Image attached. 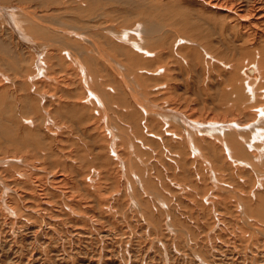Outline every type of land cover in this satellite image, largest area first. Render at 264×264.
<instances>
[{"label":"rangeland","instance_id":"374dc122","mask_svg":"<svg viewBox=\"0 0 264 264\" xmlns=\"http://www.w3.org/2000/svg\"><path fill=\"white\" fill-rule=\"evenodd\" d=\"M42 1L30 0L24 4H21L15 0H9L7 1L9 2L8 4L5 3L4 5L0 3L2 6H6L10 8L14 7L16 9H20L23 12L27 11L25 15L28 14L30 16L29 18H31L32 21L35 22V23L33 22L32 28L37 29L39 32L43 34L42 35L38 33L35 34L34 36L32 34L29 35L28 32L25 30V27H23L25 36H28V38L33 43V45H35V47L37 46L36 48L41 51V54L39 56L40 58L37 57V59L39 60L35 62V68L34 67L32 68L33 66L32 60L34 58L33 52H30L29 49H26L25 53H22L24 54L23 56L20 54L22 60L19 59V61L14 55H11L12 54L11 50H10L11 52H9L8 50L4 49L6 52L5 51L2 52L3 49H0V68L5 69L6 68L5 65L9 69L15 68L9 70L10 71L9 73L12 75H16L17 76L16 78H18V80H12L11 82L12 89L9 92V94L6 95L5 101H0V119H1L0 123H5V125L2 126L11 127V129H13L15 133L17 132L20 135L24 134L25 127L27 128L29 127L28 128L29 132L35 136L36 135L39 136L42 141V144L45 143L50 144L51 151L50 150L49 151L51 152V154L49 158V164L52 163L51 165L54 166V168L56 169L54 170V168H52L51 165L49 164H47L48 166L45 164L47 168L46 169L44 168V170L43 168H41L42 166H40V169L39 168L36 169L37 177L38 178L42 176L44 177L45 173L52 174V172L53 173L58 172V174L64 175L65 179L67 178V182L66 181L64 182L62 188L64 189L67 187L68 190L70 187L69 189L70 193L66 196V198H68L67 200H65V198L62 197H57L58 196L57 194L59 192L58 190H56L55 184L52 182V180L49 181L47 180V184H45L46 188H49L50 190L48 194H46V192L44 193V191L41 192L40 189H42L43 187H39V183L37 182L38 179L37 177H35L36 179L35 178L32 179L33 181H31V179L28 181H30L29 183L32 182L31 184L35 183L38 186L34 184L35 186L33 185L34 187L32 191L30 189L27 190V188H29L30 186L29 183H26L28 182L26 180L28 179L26 178L27 176L26 173L29 172L30 170V168H28V164L23 160H21V164H20V159L16 160L14 159L13 156L11 157L7 155V158H5L4 157L5 155H3L5 153L4 149L0 148V264H209V263L210 264H264V244H260L261 247L259 246L258 250H255V248H253L257 246H253L249 244L247 245L246 248L247 251L245 250L246 247L245 244H241L242 245L241 248H239L240 244H210L211 238L208 236V234L210 232L215 231V229H217L216 230L217 233L221 232V230L218 231V229L220 228L218 226L219 223L217 224L216 222L215 224L216 226H215L214 220L218 221L217 220L218 215L216 216V214H220L218 213V211L222 212L223 210V208L221 209L223 205L222 203L225 202L224 201L219 202L217 200L212 202L209 198L212 197V194L217 195L216 191L218 187H223L224 183L215 182V177H213L214 174L212 173L213 171L211 170L212 163L214 162L213 159H211L212 157L210 158V156H208L209 157L208 158L207 155H205L204 156L205 158H203L202 156L204 154L195 155L194 154L195 145H192L191 152H194L193 154L196 156L195 157L196 162L199 165L202 163L206 164V165L203 164L202 166L204 168L207 167L206 168L207 173L204 172L205 170H202L204 168H201V165L199 166L198 164H196L194 156L190 152L189 153L191 155L187 152V149H189V147H187V149H184L183 147L184 144H180L177 141H173L172 143L173 145L171 144L170 146H168L167 141L164 142L163 140L159 139L158 134L154 135V133L149 134L146 137H144L143 134L140 135V137H138V139L141 140L148 139V141H150L148 144H145L148 147L142 146L140 148V155L139 154L137 155L138 157L137 161L138 160L140 161L139 157L141 156L144 157L146 161L148 157L151 158L150 161L148 159V163L152 165L151 167H149L150 169H148L145 165L147 164V162L143 164L141 163V161L140 162L136 161L137 164L139 165L136 166L135 164H133L134 162L133 157H135L134 155L135 151L134 149H131L133 148V146L131 145L132 142L126 136H123V132L120 133L118 138H114L116 142L109 143V147H110L109 149H107L106 147V150H103L104 148L103 146L107 143H104L103 145L101 139H98V137L101 138V136H98L99 131L87 132L85 133L86 136L88 135L87 137L85 135L82 136L80 134L81 133L80 130H84L85 128L87 129L90 126L88 122L91 119L90 116L91 114L87 110H86V115L84 116L86 117L85 120L79 119L77 115H73L72 113L63 111L64 114L60 119H62L64 123H66V125L57 126V128L60 127L64 129L68 125L72 131L78 129L80 137L82 136L81 139L79 138L78 135L76 136L75 134H73L72 131H70L71 133L69 131H66V133H64L63 136L64 138L66 137L67 134L72 135L70 137L67 135L66 137V138L69 137L68 138L69 142L66 138L65 139L61 138L63 140L62 142L58 144H54L52 142V139L51 141L47 140L45 136H41L40 134L41 125L39 124L42 123L41 117L43 114H45V109H44L45 107L43 106L44 104H42L43 101L42 99L43 98L47 99L48 94H45L47 92H45L44 90H42L40 94H37L36 93L37 88H35L33 84L35 81H42V80L44 82L45 80H47L48 81V82L46 81L47 83L51 82L50 84H55V82L58 80L59 77H60L59 81L65 80L66 83L69 82L72 83L73 85H77L78 80L83 78L82 81H84V83H86L87 86L93 90V92H96L95 89L98 87V85L94 86L92 82L95 81L94 79L98 78L97 84L99 83V85H102V87L105 88L107 91L109 90L111 95L113 94L112 96L115 98L112 107H113V111L114 108L118 109V111L117 112L115 111L116 113L115 112L114 113L122 122V123L119 122L120 126H123L124 125L123 123L126 122V120L122 117L124 116L123 113L127 112V114L125 115H129L131 123L133 121V123L130 125L131 127L137 128L139 126L138 123L140 119H142L141 120L142 123H144L143 121H145V124H147V121L150 122L151 119L152 124L155 125L156 128H160L161 126L160 119H158L157 117L155 118L153 113H151L150 108L158 106V107H165L166 109H168L167 108L168 104L171 103L176 105V102H178L176 105L178 107L177 108L178 112L186 116V118L189 117L187 115H189L190 112H192V110L195 109L197 113V119L203 121L202 118L203 114H205L206 116L207 112H215L216 106H218L220 103H225L229 98H231L233 94H234L233 96H235V93H232L230 91L235 90L237 94H240V91L236 86H234L233 88V86H229L225 82V84L227 85L225 90L224 89L225 86H223L221 82L220 78H222L223 81L226 75H228L229 69L227 68L229 67H225V66L223 67L220 64L215 65V63L209 65L211 63H208L207 61L208 59L211 60L212 57L208 55L206 51L207 52L210 51L212 52V54L216 55V53L221 54L222 50H224L223 48L224 44L218 41V39L220 38L217 37V35H215L214 33H212V32L216 33L214 28L216 27L218 28V26H220L221 20H223L222 16L220 15L218 16L217 13L213 15L207 14V12L204 14L201 13L202 14L201 16V14H199L200 12L198 13L197 10L198 8L196 6L195 8L194 6L193 7L189 6L185 10H187V12L191 14L186 13L187 15L183 14V16L180 14L179 17V14L176 15L171 12H170L171 14H169L168 13L169 11H166L163 12V14H161L162 16L165 17L162 18L159 16L154 17L153 18L154 22H152L149 26L147 25V27H145L144 29L141 25L137 27L135 25L133 26L132 21L134 18L132 19L128 18L130 20V23H132V25H128V27L127 25L123 26L125 27V29H127L126 31L128 35L133 34L136 39H140V38L142 39L143 37H145L146 41L150 43L148 49H151L154 54L157 53L158 56H159L158 52L161 49V44L164 45L165 41H168L170 43L169 45L170 47H168L170 48L169 51L170 52L173 51L175 52V54L173 52L170 53L171 57H167V59L168 58L170 59L166 60L164 58L166 60L165 61L163 58H160V56L157 57L155 55L154 56L152 55L145 57L147 55V52L145 53L143 51L144 52L143 53L142 50L140 49L141 52L138 53L140 58L135 62L136 64H134V62L132 64L131 63L132 60L135 59L131 60L130 58L132 57L138 58L133 55L134 51H132V49L127 45L120 44V46H118L117 44L109 41L108 39H106L108 38L109 35L107 36L105 32L98 29L96 31L100 32V35H98L97 38L88 36L83 40L78 39L79 40L78 43L84 44L86 48L91 49V41H92L91 39H94L95 43L100 44L101 46L100 45L99 46L104 48L105 57L107 56V58L109 59L110 58L113 59L112 57L116 58L112 60L114 64L107 63L106 61H104L103 56L97 53H93L92 55L91 53L90 54L86 53L85 50L84 52H82V49L81 48L78 49V47H76V44L74 43L73 45H70L68 47L67 49L68 52L73 48L76 51L74 52V55L75 53L76 55L78 53L80 59L93 58V63L89 65L90 67L84 64L81 67H78L75 64V58L77 56L75 55L76 57H74L73 54L72 55L70 54L72 56L70 57L66 53V32H65L66 10L61 11L62 14L59 11L58 13H55L57 18H59V16L61 17V19L64 18L62 20L58 19L57 23L47 24L42 21L39 22V19H37L35 14L38 13L41 16V12L47 9L48 7L52 6L55 9H57L58 7L55 4V2H53V0H51L50 2L48 1L45 4ZM242 1L245 4H248L250 2V0L248 1L242 0ZM0 2L2 1L0 0ZM193 8L195 10H193ZM197 13L200 15L198 16L199 18L197 17ZM119 17H123V15H120ZM185 17L188 18V20ZM157 18H159V20ZM218 19H220L219 20L220 22L218 21ZM126 22L129 23V21ZM73 24L78 26H86L84 23H79L78 21H73ZM116 24L118 29L121 28L120 27L122 24L121 22H117ZM51 27L53 28L52 30ZM165 29L167 30L169 29V30L167 31ZM48 32L50 35L47 34ZM165 33L167 34V36ZM215 37H217V39H215ZM6 38L8 37L6 36L4 31H0V42L9 45V39ZM214 40L217 41L216 42L217 44H214L215 43ZM152 42H154V44L151 45ZM54 44L57 46H52ZM156 44L157 46L154 48ZM172 44L175 45L173 46ZM165 46L167 47L168 45L165 44ZM178 46L180 47L182 46L183 50L181 49V51H179L180 47L178 48ZM54 47L56 49V52H54V54H57L58 52L57 54L58 58L55 60L52 59V54L50 53L52 52V50L55 51ZM124 48H126L127 50ZM157 49L159 51H157ZM128 51L129 53H125ZM81 52L84 54V56H82L83 54ZM127 57L129 60H131V62H128ZM125 58L127 59L126 61L130 64L128 65L130 67L124 65V63L126 62ZM159 59L162 62L164 61V63L159 62L158 61ZM235 59H236L235 62H233L234 61L233 56L230 55L228 57V60L230 62L227 63H237V61L239 62L241 60L240 57H236ZM169 61L171 62V64H169L170 63ZM193 61L195 64L193 63ZM160 63L161 66L166 67V64H168L167 66L171 65V67H173L171 73L169 72L170 75L168 77L164 76L165 74H163L162 71L156 70L157 67H160ZM67 65L72 66L71 67L72 69L71 68L69 69V66ZM194 65H196V67H193ZM214 65L219 68H215ZM205 70H207L208 72ZM34 71L35 73H32ZM38 71L39 73H37ZM29 72H31L32 75ZM210 73H212V75H209ZM136 74L139 76V78ZM207 75H209L210 77ZM27 77L31 78V79L29 78L30 82L25 81V79L28 80ZM43 77L44 79H42ZM84 77H86L87 79H84ZM202 77L204 81L202 80ZM218 78L220 81L216 80ZM22 79L24 82L22 81ZM206 79L210 81L208 84H206L208 82ZM212 79L213 80L215 79V81H213ZM174 80L176 81L173 82ZM61 81L60 83H58L59 85L57 83L56 85L66 86L64 85L66 83ZM86 81L90 82L91 84L87 83ZM168 83L171 86L173 85V87L175 86V89L173 92L170 93L171 95L164 96L163 93L167 91L166 89H164V87ZM121 85L123 87H121ZM29 86L33 89L32 90L31 88L29 89L28 88ZM75 87L73 86V88ZM27 88L28 90H30L29 92H27ZM111 88H113L115 91L117 88V91L114 92ZM122 89L126 90L125 91L126 96L128 95L129 100L133 104L134 108L131 114H128V111H125L127 109L126 106L129 105L128 104L129 102L128 99H125V95L123 94L124 91L122 92ZM220 91L224 93L223 96L224 99L223 98L218 99V96H216L217 94L220 93ZM78 93L75 94L82 97L83 95H85L84 91L82 90H79ZM241 93L242 95H244V92ZM52 97L54 98V96ZM52 97H48V98L51 99ZM28 98L30 101L29 100L27 101ZM24 99H26L28 104L34 103L33 105L36 107L35 110L32 111L28 110V113H25V111L23 112L21 108H22V104L24 103ZM174 100L175 102H173ZM24 110H26V108H24ZM119 110L120 111L123 110L124 112L121 113ZM36 111L40 112L41 117L37 113H36L37 116L34 114ZM92 111H94V109ZM151 114L153 115V117L151 116ZM93 117H95V114L93 115ZM29 121H32V123L33 122L38 123V125L34 126ZM50 121L52 120L50 119ZM118 121L119 120H117V123ZM27 123H29V125H27ZM178 126L180 128H178ZM5 127L3 129H5ZM164 127L166 128L165 124ZM182 127L183 126L179 124L177 126L175 125L176 128L175 131H177L178 129V131L180 130L179 132H181V130L186 132L185 129ZM0 131L4 132L5 130H0ZM131 131L133 130L131 129ZM1 132H0V146L2 141H4V143L7 141L6 137H4V135H2ZM133 134H135V131H133ZM51 136L52 135H50V137ZM89 136L90 138H92L90 139V142L88 140ZM133 136H128V137L131 139V137ZM77 137L79 140L77 139ZM154 137L155 139H153ZM195 137L196 139L198 138L197 136ZM195 137L191 136L190 138L195 139ZM127 140H129L131 143H129L128 148L129 147L130 148L127 150L128 152H125L124 144L125 142H127ZM153 140L155 141L153 142ZM114 143L122 144L123 147L122 149H124V154L122 153L123 156L121 157L125 162L127 161L131 163V167L127 168V170H130L131 172L128 171L127 174L124 164L120 160L122 163L121 174H123L121 179L122 178L124 179V180L122 179L121 182L127 180L125 182V184L127 185H125L124 182H122L125 187L122 190L123 191L122 193L121 191H119L120 195H118V197H114L115 195L117 196L116 194L117 191L114 192L113 190L108 189V191L106 190L104 194L100 195L102 197L101 199H99L98 196H96L97 195L96 189H98L100 185H103L104 187L103 183H106L105 187H107V185L112 183V181L108 180L107 178L111 177L110 175L111 170L116 167V164H118L117 162L118 157H115L116 148ZM171 146H173L174 148ZM58 147H60V150ZM41 148L44 151H46L44 149L45 147H41ZM28 150L29 149L23 148L22 153H25V151ZM69 150L73 154L72 156L70 153H69L70 155H67L68 154L67 151L69 152ZM57 154L59 155V158ZM64 154L66 155L65 157L63 156ZM158 154H160L159 157L161 156V158L157 156ZM144 155H146V157ZM46 156H47V152H46ZM55 156H57V161L58 159L61 160L63 158L61 161L59 160L58 162L59 165L62 166H57V164L56 165L53 164L56 160ZM68 156H70L69 158H71L72 161L71 159L68 158ZM97 157H99L100 160L97 159ZM52 158H54L55 160H53ZM189 158L191 160H189ZM193 159L194 162H192ZM143 165L145 167H143ZM216 165H218L219 168L221 167L220 164H216ZM224 167L226 168L227 166L224 165ZM144 168L145 170H143ZM141 169L144 171L143 173L141 172L142 171ZM92 170H94L93 172L96 173V176H92L93 173ZM150 170L153 172L152 174ZM184 170L185 172H187V170H189L190 172L192 171L191 175L189 171H188L189 173H185ZM161 171L162 174L160 173ZM17 173L22 175V178L25 181V183L21 184L20 182H18L20 183L18 184L14 182L12 184L13 178L12 179L10 178L12 177V175H15ZM102 173L104 174V177L103 175L102 176L100 175ZM228 173L229 172L227 171L226 172L227 175H225L226 176L225 178L228 179L227 182H229V180L232 179V177L230 178ZM141 174H143V176ZM105 176L107 177L105 178ZM139 176L142 177V180H140L141 177ZM240 183L243 184L241 181ZM114 184L113 187L115 188L116 183ZM130 184L134 186V189L136 190L134 191L135 194H133L131 190L132 187H130ZM206 184H208L207 187L205 186ZM50 188L52 189V192ZM184 189L185 190L192 189L194 190L195 193H193L192 196H185L184 194L186 192ZM124 190H126V192H124ZM203 190H204V194L202 193ZM73 192L75 193V195ZM221 192L223 193L222 194L223 196L225 195L229 199L231 196H235L232 193L230 187L228 186L225 187ZM125 193H127V195ZM199 193L200 195H198ZM227 193H229V196ZM22 194L24 195V198H22ZM31 194H34L35 196L37 195L40 198V200L42 199L41 202L47 200L49 203H52L53 205L52 211L50 212L44 211L43 209L44 207L41 206L38 208L37 206L32 207L30 204L34 205L35 202L34 201L33 202L31 201L32 203L30 202V200L32 199L30 198L32 197L30 196ZM27 196L28 197L30 196L29 197L30 199H28ZM111 197L113 200L110 199ZM235 197L234 198L231 197V200L235 199ZM92 201L96 203H93ZM70 202H72V204ZM59 203L62 205H60ZM88 203H90L89 205L91 206L86 205ZM95 204L96 205L99 204V205L96 206ZM54 205L56 206V209H54L55 208ZM92 205L94 207L96 206V209L95 208L93 209ZM59 206L62 207L64 212L63 211L59 212V208H60ZM101 207H103L104 209ZM143 207L145 208L144 209L145 213L144 210L142 209ZM82 208H84V211H86L85 213ZM36 209H41L42 212L40 211V214H38L37 212H39V210L35 212ZM92 210H94V212ZM214 217H216L217 219ZM43 220L46 221L47 225H44ZM209 239H210V243L207 242L209 241Z\"/></svg>","mask_w":264,"mask_h":264},{"label":"bare ground","instance_id":"6f19581e","mask_svg":"<svg viewBox=\"0 0 264 264\" xmlns=\"http://www.w3.org/2000/svg\"><path fill=\"white\" fill-rule=\"evenodd\" d=\"M1 1L2 2H0V3L4 4V5H5V3H7V4L9 3V2H7L9 0H1ZM15 1H17L18 3L24 4L30 0H15ZM48 1L50 2L51 0H43L42 2L45 4ZM53 2H55V4L58 6L57 9H55L51 6L52 9H51V7H48L47 9L43 10L41 12V16L37 12H36L37 14H35V16L37 17V19H39V22L42 21V22L47 23V24L48 23H57L58 19L62 20L64 18L61 19L60 16H59V18H57L55 13H58V11L61 12V11L66 10V31L65 32H66V53H67V55L70 57H72L71 56L72 54L74 55V52H76L75 49L70 48L72 51L69 49L72 53L70 51L68 52L67 49L70 45H73L75 43L76 47H78V49H80V48L82 49V52H84V50H85L86 53H89V54L91 53L92 55H93V53H97V54L103 56L104 61H106L107 63H110V64L113 63L112 60L116 59V58L112 57L113 59H111V58L109 59V58H107V56L105 57L104 48L100 47L101 46L100 44L95 43L94 39H91L92 40L91 41V49L86 48L84 46V44H81V43L79 44L78 39L83 40L84 38H86L88 36L93 37V38H97L98 35H100V32H97L96 30L99 29V30L105 32V34L107 36L109 35L108 38H106L109 41L117 44L118 46H120V44L121 45L122 44L127 45L132 49V51H134V53L136 52L135 53L136 55L134 53H133V55L138 57V58H133V57L130 58L131 60L135 59V60H132V62L127 57L128 62H131L132 64H133V62H134V64H136L135 62L140 58L138 53L141 52V50H142V52L143 51L145 53L147 52V55L145 57L155 55L157 57L160 56V58H163V59L165 58L166 60H168L170 58L167 59V57H171L170 53L173 52V51H171V52L169 51L170 48H168V47H170L169 46L170 43L168 41H165V44L168 45L167 47L165 46V44L164 45L161 44L160 51L157 49V51H159L158 52L159 56H158L157 53L154 54L151 49H148L150 43L148 41H146L145 37H143L141 39L138 36L140 39H136L133 34L128 35L127 31H126L127 29H125V27H123V26L127 25V27H128V25H132V23H133V26L135 25L137 27V26L141 25L144 29L145 27H147V25L149 26L152 22H154L153 21L154 17H157V16H159L161 18L165 17V16H162L161 14H163V12H166V11H169L168 12L169 14H171V13L176 14V15L179 14V17H180V14L182 16H183V14L187 15L186 13H189V12H187V10H185V9H187L189 6H192V7L194 6V8L196 6L198 8L197 9L198 13L200 12L199 14H201V13L204 14L207 12V14L213 15V14L217 13L218 16L219 15L222 16L223 20H221L220 26H218V28L217 27L214 28L216 33L215 32H212V33H214L215 35H217V37L220 38V39H218V41L222 42L224 44V47L221 45L224 48V50H222L221 54L216 53V55L212 54V52H210V51H209L210 53L206 51V53L212 57V59L210 58L212 61L209 59L207 61H208V63H211L209 65H212L215 63V65L220 64L223 67L224 66L229 67V68H227V69H229L228 75H226V77L224 76L225 78L223 79V81H222V78H220L221 82H222L223 86H225L224 87L225 90L227 87V85L225 84V82H226L229 86H233V88H234V86H236L238 88V90L240 91V94H237L235 92V90L230 91L232 93H235V96H233L234 95L233 94L232 95L233 97L231 96V98H229L225 103H220L218 106H216L215 112H207L206 116H205V114H203L202 115L203 121L197 119V113H196L195 109L192 110V112H190L189 115H187L190 117V118L187 117V118H189V119H187L186 116H184L183 114L178 112V110H177L178 107L176 106L178 102H176V105L171 104V103L168 104V106H169V107L167 106L168 109H166L165 107H158V106L150 108L151 113H153L155 118L157 117L158 119H160V125H161L160 128H156L155 125L152 124L151 119H150V122H148L146 120L147 124H145V121H143L144 123H142L141 122L142 119H140V121L138 123L139 126L137 128L131 127L130 125L133 123V121L131 123L129 115H125V114H127V112H124L123 110H121V111L119 110V111L121 113L124 112L123 113L124 116L122 118H124L126 120V122L123 123L124 124L123 126H120L119 122H121V120L115 114L118 111V109L114 108V111H113V107H112L114 104L115 98L112 96L113 94L111 95L109 90L107 91L105 88L102 87V85H99V83L97 84L98 78L94 79L95 81L92 82V84L94 86L98 85V87L95 89V91L97 93L93 92V90L91 88H89L87 86V84L84 83V81H82L83 78H81V79L79 78L80 80H78L77 85H73L72 83H69V82L66 83L65 80L64 81L60 80L61 82H65L66 84H64V85H66V86H63V85L57 86L56 85V83L57 84L60 83V81H59L60 77L55 82V84H50L51 82L47 83L48 82L47 80H45V82L43 80L42 81H35L33 86L35 88H37L36 89L37 94H40V92L42 90H44L45 92H47V93H45V92L44 93L48 94V97L54 96V98L52 97L50 99L47 97V99L46 98L42 99L43 100L42 104H44L43 106L45 107L44 108L45 114H43L42 117H41L40 112L36 111L34 114L36 115V113H37L41 117L42 123L39 124V125H41V132H40L41 136H45V138L47 140H50V141L52 139V142L54 144H58V143L63 141L61 138H64L63 136H64V133H66V131H69V132L72 131L68 125H67V127L64 128L65 130L60 128V127L57 128V126L66 125V123H64V121L62 119H60V118H62V116L64 114L63 111L72 113L73 115H77V117L79 119H82V120L86 119V117H84L86 115V110L89 111L91 114L90 115L91 119L88 122V124L90 126L87 129L85 128L84 130H80V132H81L80 134L82 136L83 135L86 136L85 133H87V132H92V131L98 132L99 131L98 136H101V138L98 137V139H101L103 145H104V143H107L103 146L104 147L103 150H106V147H107V149L110 148L109 143L116 142L114 140V138H118L120 133L123 132V136H126L132 142L131 143L129 140H127V142H125V144H124L125 145L124 146L125 152H128L127 150L130 148V147L128 148V146H129V143H131V145L133 146V148H131V149H134V151H135V154H134L135 157H133L134 159L132 157L131 158L134 161L133 164H135L136 166L139 165V164H137V162L139 161V160L137 161V159H138L137 155L138 154L140 155V148L142 146L146 147L147 145H145V144H148L150 142V141H148V139H142V140L138 139V137H140V135H142V134L144 135V137H146L149 134H153V133H154V135L158 134V138L163 140L164 142L167 141L168 146H170L173 143V141H177L180 144H184V146H183L184 149H187V147H189V149H187V152L188 153L190 152L194 156V159L196 157L195 156L196 154H200V155L204 154L202 156L203 158H205L204 157L205 155H207V157L210 156V158L212 157L211 159H213L214 162L212 163L211 170L213 171L212 173L214 174V176L213 175L212 176L215 177V182H217V183L222 182V183H224L225 187H227V186L230 187L232 193L236 197L231 196L233 198L235 197V199L231 200V197L229 199L224 195L226 197L225 198L222 195L223 193L221 192V191H223V189L225 187L224 186L223 187L216 186V187H218V189L216 191L217 195L212 194V197H210L209 199L212 202H214L215 200H217L219 202L220 201L225 202V203H222L223 205L220 203L222 205L221 209L223 208V210H222V212L218 211V213H220V214H216V216L218 215V217H217L218 219L216 217H214L218 220V221L214 220L215 221L214 225L216 224V222H217V224L219 223L218 226L220 228L218 229V231L221 230V232L217 233L216 232L217 229H215V231L212 230L213 232H210L208 234V236L211 238V243H210V239L207 242L210 244H240L239 248L242 247L241 244H245L246 245L245 250L247 248V245L251 244L253 246H257L258 248L257 247H253V248H255V250H258L260 244H264V0H250V2L248 4L243 3L242 0H53ZM1 4H0V31H4V33L8 37L6 39H9V45L10 46L0 42V49H3L2 52L5 51L4 49L8 50L9 52L12 51L11 55H14L18 59V61H19V59L22 60V57L20 56V54L23 56L24 54H22V53H25L26 49H29L30 52H33V56H34V58L32 60L33 66L32 65L31 66H32V68L33 67L35 68V62H37V60H39V59H37V57L40 56L41 51L36 48L37 46L35 47V45H33V43L30 41L28 36H25V34H24L25 32H24L23 27H25V30L28 32L29 35L32 34L34 36L35 34H38V33L42 34V33L39 32L37 29L32 28L34 21H32V19L29 18L30 16L28 14L25 15L27 11L23 12L20 9H16L14 7L10 8V7H6V6H2ZM52 5H54V4H52ZM194 8H193V10H195ZM198 13H197V17L200 16ZM61 14H62V12H61ZM189 14H191V13H189ZM207 14H205V15H207ZM120 15H123V17H119ZM167 16H168V14H167ZM201 16H202V14H201ZM203 17H205V16H203ZM128 18H130V19L134 18L132 23H130V20ZM188 18H189V15H188ZM188 18H186V19L188 20ZM157 19L159 20V18H157ZM161 20H163V19H161ZM219 20L220 19H218V21ZM73 21H78L79 23H84L86 26L74 25ZM126 21H129V23H127ZM117 22L122 23L120 26L121 28H119V29L117 28V24H116ZM180 24H182V23H180ZM174 26H177V25H174ZM52 29L53 28L51 27V30ZM173 29H172V31H173ZM165 30H167V29H165ZM170 30H171V28H170ZM49 32L47 33L48 35H50ZM58 32H60V31H58ZM174 33H176V32H174ZM214 34H213V36H214ZM177 35H178V33H177ZM182 35H184V34H182ZM166 36H167V34H166ZM104 37H106V36H104ZM217 37H215V39H217ZM56 40H57V38H56ZM98 40H100V39H98ZM166 42H168L169 44ZM214 42H215L214 44H217L216 43L217 41L214 40ZM219 42H218V44H219ZM222 43H220V44H222ZM56 44H58V43H56ZM152 44H154V42H152L151 45ZM157 44L155 46L153 45L154 48L157 46ZM52 46H57V45L54 44ZM158 47H159V45H158ZM179 47L180 46H178V48ZM54 49H55V47H54ZM124 49H126V48H124ZM181 49H182V46L179 48V51H181ZM54 52H56V49H55V51L52 50V52H50L52 54L53 60L58 58V55H57L58 52H57V54H54ZM176 52H177V50H176ZM125 53H129V51L125 52ZM173 53L175 54V52H173ZM186 53H188V52H186ZM206 53H205V55H206ZM189 54H191V53H189ZM75 55H76V53H75ZM75 55H74V57L77 56L75 58V64L78 67H81L83 64L86 66H89L93 63V58H86V59L83 58L84 59L83 60L82 58L80 59V56H78V53L76 56ZM230 55L233 56V60H234L233 62H235L236 57H240L241 60L239 62L237 61V63H227V62H230L228 60V57ZM82 56H84V54ZM250 58H252V59H250ZM127 59L125 58V61ZM158 61L162 62L160 59ZM201 61H204V60H201ZM128 62L126 61L125 63L124 62L123 63H124V65L128 66V65H130ZM154 63H156V62H154ZM162 63H164V61ZM173 63H174V61H173ZM193 63H194V61H193ZM38 64H39V62H38ZM169 64H171V62ZM1 65H3V64H1ZM167 65L168 64H166V67L161 66V63H160V67H157L156 70L162 71L163 74H165L164 76L168 77L170 75L169 72L171 73V70L173 69V67H171V65L170 66H167ZM196 65H194L193 67H196ZM215 65H214L215 68H219V67H216ZM67 66H69V65H67ZM115 66H116V64H115ZM118 66H117V69H118ZM5 67H6L5 69L0 68V101H5L6 95L9 94V92L11 91L12 80H18V78H16L17 77L16 75H12L9 73L10 72L9 70H12L15 68L9 69L6 65H5ZM71 67L72 66H69V69ZM128 67H130V66H128ZM205 71H207V70H205ZM209 72H210V69H209ZM29 73H31V72H29ZM32 73H35V71ZM32 73H31V75H32ZM37 73H39V71ZM209 75H212V73H210ZM209 75H207V76H209ZM211 77H213V76H211ZM27 78H28V80L25 79V81L30 82L29 80L31 78L30 77H27ZM138 78H139V76H138ZM138 78H136V79H138ZM42 79H44V77ZM84 79H87V78L84 77ZM176 80H174L173 82H175ZM202 80H203V77H202ZM216 80H219V78ZM22 81H23V79H22ZM213 81H215V79ZM31 82H33V81H31ZM72 82H73V80H72ZM209 82L210 81H208L206 84H208ZM87 83H90V82H87ZM216 83H219V82H216ZM67 84H70V85H67ZM73 86L74 87L76 86V87L73 88ZM211 86H212V84H211ZM121 87H123V86L121 85ZM28 88L30 89L31 87L29 86ZM28 88H27V92L30 91V90H28ZM32 89L33 88H31V90ZM111 89L114 92L117 91V88H116V91L113 88H111ZM111 89H110V91H111ZM164 89L167 90L163 93L164 96L165 95H171L170 93L174 91L175 86L173 87V85L171 86L168 83L164 87ZM213 89H214V86H213ZM56 90H57V92H56ZM59 90H61V91H59ZM79 90L84 91L85 95H83V97L75 94V93H78ZM176 90H177V88H176ZM123 91H124L123 94L125 95V99H128V102H129L128 103L129 105L126 106L127 109L125 111H128V114H131V112L134 108L133 104L129 100L128 95L126 96V93H125L126 90L122 89V92ZM241 92H244L245 96L242 95ZM12 94H10V95H12ZM216 96H218V99L219 98L224 99V97H223L224 93L222 91H220V93L217 94ZM28 100H29V98L27 99V101ZM175 100L173 102H175ZM27 101H26V99H24V103L22 104V108H21L23 112L25 111V113H28V110L32 111V110H35V108H36L33 105L34 103H29L30 104L29 105ZM178 101H179V99H178ZM124 105H126V104H124ZM23 107L26 108V110H24ZM93 109H94V111H92ZM94 114H95V117H93ZM153 115L151 114L152 117H153ZM20 117H22V116H20ZM50 119L52 121H50ZM117 120H119L118 123H117ZM0 122H1V119H0ZM29 122L32 123V121H29ZM32 124L34 126L38 125V123H35V122H33ZM158 124H159V122H158ZM164 124L166 125V128L164 127ZM174 124L176 126L178 124L183 126L182 128H184L186 132H184L182 130H181V132H179L180 130L178 131V129H177V131H175L176 128H175ZM2 125H5V123H0V130H5V131L4 132L0 131V132L2 135H4V137H6V140H7L5 143H4V141H2L1 146H0V148L4 149V152H5L3 154V155H5L4 157L7 158V155H8L11 157L13 156L14 159H16V160L20 159V164H21V160L26 162L28 164V168H30L29 172H27L29 175L25 172L27 175L26 178H28L26 180L28 181L31 179V181H33L32 179L37 177L36 169L37 168L40 169V166H42L41 168H43V170H44V168L45 169L47 168L46 165L49 164V158H50V154H51L50 144H46L45 142H44L45 144H42V141H41L39 136H37V135L35 136L29 132V129H28L29 127L28 128L25 127L24 128V130H25L24 134L20 135L17 132L15 133L13 131V129H11V127H8V126L5 127ZM27 125H29V123H27ZM204 126H206V127H204ZM4 127H5V129H3ZM178 128H180V127L178 126ZM131 129L133 131H135V134H133V131H131ZM167 129H168V131H167ZM139 130H140V132H139ZM72 133L75 134L76 136L78 135L79 138L81 139L82 136L80 137L78 129H76L75 131H72ZM50 135H52V136L50 137ZM67 135L69 137L72 136L69 134H67ZM67 135H66V137H67ZM96 136H97V134H96ZM128 136H133V137H131V139H130ZM191 136L192 137L197 136L198 138L196 139V137H195V139L194 138L191 139L190 138ZM68 138H66V139L69 142ZM147 138H149V137H147ZM77 139H78V137H77ZM82 139H84V138H82ZM90 139H92V138H90V136H89V139H88L89 142H90ZM153 139H155V137ZM196 140H197V142H196ZM154 141L155 140H153V142ZM53 143H52V145H53ZM65 145H67V144H65ZM114 145L116 148L115 157H118V159L116 158L118 164H116V167L114 169H112L110 172V175H111L110 178H112V179L107 178L108 180H111L112 183L107 185V187H105L106 183H103L104 187H103V185H100V183H99L100 186L98 189H96L97 190L96 196H98L99 199H101V197H102L100 195L104 194L106 192V190L108 191V189L113 190L114 192L117 191L116 192L117 196L115 195L114 197H118V195H120L119 191H121V193L123 192L122 190L124 189V187H125L124 184L127 180L125 179L126 181H122V182H124V184L121 182V180L123 179V178L121 179V177L123 175V174H121V168H122L121 167L122 166L121 161L124 164V167L127 171V174H128V171H130V170H127V168L131 167V163H129L127 161L125 162L121 157L124 154V149H122L123 148L122 144L121 143H114ZM192 145H195V151H194L195 153L191 152L192 151L191 150ZM41 147H45L44 149L46 151H44ZM171 147H173V146H171ZM23 148L29 149V150L25 151V153H22ZM58 148L60 150V147H58ZM112 149H114V148H112ZM46 152H47V156H46ZM129 152H130V150H129ZM67 153H68L67 155H70V154H71V156L73 155L70 150H69V152L67 151ZM61 154H63V153H61ZM143 154H144V152H143ZM159 155L160 154H158L157 156L159 157ZM63 156L65 157L66 155L64 154ZM144 156L146 157V155H144ZM69 157L70 156H68V158ZM99 157H97V159L100 160ZM58 158H59V155H58ZM159 158H161V156ZM190 158H189V160H191ZM52 159L53 160L56 159L55 162L53 163L54 165L57 164V166H62V165H59L58 162L60 159H58V161H57V156H55V159L54 158H52ZM69 159H71V158H69ZM139 159H140L141 163H143V164L145 162H147V164H145V165L148 169H150L149 167H151L152 165L150 163H148V159L150 161L151 158L148 157L147 161H146L144 159V157L141 156V157H139ZM194 159L192 162H194ZM71 161H72V159H71ZM206 161H204V162H206ZM195 162H196V159H195ZM18 163H19V161H18ZM201 163H202V161H201ZM51 164L52 163H50L49 165H51ZM157 164H158V162H157ZM196 164H198V163L196 162ZM203 164L204 163L200 164L201 168H204L202 166ZM216 164H220L221 167L219 168L218 165H216ZM204 165H206V164H204ZM224 165H226L227 167L225 168ZM71 166H73V165H71ZM114 166H115V164H114ZM155 166H156V164H155ZM51 167L54 168V166H52V165H51ZM143 167H145V166L143 165ZM206 168L202 169V170H205L204 171L205 173H207ZM55 169L56 168H54V170ZM143 170H145V168ZM143 170L141 171L142 173L144 172ZM93 171L94 170H92V172ZM175 171H177V170H175ZM188 171L189 170H187V172H185V170H184L185 173L190 172V171L189 172ZM227 171L229 172L228 174H229L230 178L232 177V179H230L229 182H227L228 179L225 178L226 177L225 175H227L226 174ZM191 172H190V175H191ZM152 173L153 172L151 171V174ZM160 173L162 174V171ZM21 174H23V173H21ZM147 174H148V172H147ZM100 175L101 176L103 175V177H104L103 173ZM141 175L143 176V174H141ZM92 176H96V173L93 172ZM106 177L107 176H105V178ZM139 177H141V176H139ZM10 179L13 180V182L11 180L12 184L14 182H16V183L20 182L21 184L25 183V181L22 178V175H20L19 173L12 175V177ZM145 179H147V178H145ZM47 180L48 181L52 180V182L55 184L56 190H58V192L60 193V196H59V193L57 192L58 193L57 197L65 198V200L68 199V198H66V196L70 193V191H69L70 187L68 190H67V187L64 189L62 188V185L64 184V182L65 181L67 182V178L65 179L64 175L58 174V172L57 173L52 172V174L51 173H45L44 177L42 176V177H39L37 179V182L39 183V187L44 188V189L43 188L40 189V191L41 192L44 191V193L46 192V194H48V192L50 191L49 188H46V185H45V184H47ZM140 180H142V177ZM239 180L243 184H241ZM29 182L30 181H28L26 183H29ZM106 182H107V180H106ZM113 182L116 183L115 188L113 187L115 185ZM20 183H18V184H20ZM31 183H29L30 186H29V188H27V190L30 189L32 191L33 187L36 185L35 183H33V184H31ZM66 185H67V183H66ZM125 185H127V184H125ZM207 185L208 184H206L205 186L207 187ZM36 186H38V185H36ZM51 186H53V185H51ZM130 187H132L131 190H132L133 194H135L134 191H136V190L134 189V186H132L130 184ZM51 188H53V187H51ZM73 188H74V186H73ZM110 188H112V189H110ZM168 188H169V186H168ZM22 189H24V188H22ZM189 189H190V187H189ZM204 190H203V192L201 191L203 194H204ZM51 192H52V189H51ZM124 192H126V190H124ZM181 192H182V190H181ZM185 192H186L184 194L185 196H192V194L195 193L194 190H192V189L191 190H185ZM205 193H206V191H205ZM51 194H49V195H51ZM125 194L127 195V193H125ZM227 194L229 196V193H227ZM24 195H25V193H24ZM24 195L22 194V198H24ZM27 195H29V194H27ZM74 195H75V193H74ZM198 195H200V193ZM30 196H32V197H30ZM30 196L29 197L32 198L30 200V202L31 201L35 202L34 205L30 204L32 207L37 206V208H38L41 206V207H44L43 208L44 211H48V212L52 211V206H53L52 203H49L47 200L41 202L42 199L40 200V198L37 195L35 196L34 194H31ZM29 197L27 196L28 199H30ZM47 197H48V195H47ZM93 197H95V196H93ZM94 199H96V198H94ZM110 199L113 200L112 197ZM103 201H105V200H103ZM92 202L96 203L94 201H92ZM70 203L72 204V202H70ZM89 204L90 203H88L86 205H89ZM60 205H62V204H60ZM98 205H96V206H98ZM139 205H142V204H139ZM89 206H91V205H89ZM96 206L95 207L93 206V209L94 208L96 209ZM59 207L61 208V209L59 208V212H62L63 211L62 207L61 206H59ZM73 207H75V206H73ZM81 207H83V206H81ZM101 208H103V207H101ZM54 209H56V206ZM82 209L84 211V208H82ZM142 209L144 210L145 208L143 207ZM33 210H34V208H33ZM37 210H39V212H37ZM40 211L42 212L41 209H36L35 212L40 214ZM92 211L94 212V210H92ZM92 211H91V213H92ZM85 212L86 211H84V213ZM89 212H90V210H89ZM144 213H145V210H144ZM211 214H209V215H211ZM212 219H213V217H212ZM43 223H44V225H47L45 220H43ZM50 223H52V222H50ZM245 224H246V227H245ZM208 250H209V248H208ZM236 250H238V249H236ZM260 252H261V250H260ZM210 253H211V251H210Z\"/></svg>","mask_w":264,"mask_h":264}]
</instances>
